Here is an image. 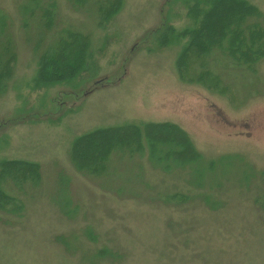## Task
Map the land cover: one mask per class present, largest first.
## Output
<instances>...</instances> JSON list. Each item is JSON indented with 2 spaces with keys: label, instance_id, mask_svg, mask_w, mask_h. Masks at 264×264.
Instances as JSON below:
<instances>
[{
  "label": "rangeland",
  "instance_id": "1",
  "mask_svg": "<svg viewBox=\"0 0 264 264\" xmlns=\"http://www.w3.org/2000/svg\"><path fill=\"white\" fill-rule=\"evenodd\" d=\"M57 1L51 20L49 0H0V170L19 172L0 176V192L20 202L0 206V264H264V57L245 65L214 49L206 74L208 57L179 44L185 0H116L108 23ZM68 31L86 35L95 64L40 82L38 50ZM162 122L187 133L196 163L148 127L103 168L75 165L87 132ZM28 160L40 169L26 181Z\"/></svg>",
  "mask_w": 264,
  "mask_h": 264
},
{
  "label": "trees",
  "instance_id": "2",
  "mask_svg": "<svg viewBox=\"0 0 264 264\" xmlns=\"http://www.w3.org/2000/svg\"><path fill=\"white\" fill-rule=\"evenodd\" d=\"M34 1L39 2V0ZM71 2L74 6H80L83 10H87L91 6L100 16V19L103 22L106 21V23L110 21L111 15L118 5L116 0H71ZM184 2L187 3H184L183 10L178 12V19L183 22L185 16V18L192 21H190L192 25L186 27L182 33L179 32V44L184 45L186 49L185 51L184 48L182 49L183 53L194 48L199 56L208 57L206 74H212L213 72L212 68L209 67H212L211 64L214 63L211 58L216 57L215 52H211L214 49L223 54L217 57L223 56L226 61L229 57L235 63L254 65L257 61L262 60L264 57V16H260L262 11L254 3V0H185ZM57 5V0H49L45 10L49 11L45 15H49L48 19L53 20L52 18L58 13ZM66 36L67 39L60 38L59 45L52 50H38V69L40 70L38 80L40 82L54 83L61 81V83H66L76 78L79 79L82 75L87 74L95 64L98 56L96 57V53L87 46L86 35L77 31H68ZM62 44L63 46L60 47ZM224 54H227V56ZM9 60L5 61L4 58L0 57V74L10 68ZM215 78H220V75ZM148 127L151 128L150 131H147L148 140H158L166 146L165 148L173 149L176 156L182 152L180 154L184 155L185 158V160L180 158L182 163L193 164L196 163L195 158L198 160L201 157L200 154L195 152L196 149L191 144L192 142L188 141L191 139L186 136L187 133L181 131L173 123L162 122L156 124V126H154V123H147L144 128L140 124L129 123L128 126L110 125L109 127L87 132L86 135L81 136L75 144L80 153L85 156L81 159L82 161H79L80 164L76 162L75 165L81 167L84 164L86 167L91 168L92 165L96 164L94 167L97 169L100 166L103 168V164H106L109 159L108 154L110 151L112 153L114 149H117L116 152L120 151L122 153L129 151L130 140L141 134L139 143L142 134ZM116 131L118 132L114 133ZM149 132L158 134L154 137ZM129 133L134 135L132 139L126 137ZM114 144L116 147H113ZM84 149L87 150L85 154H83ZM140 149L139 146L138 150L140 151ZM167 156L169 159L172 157L171 153H168ZM7 162H3L0 176L10 175L12 172H15V175L19 174L14 168L15 163H18V161ZM24 164L23 168L20 169V176L25 178L26 181L36 179L39 175V164L30 160L25 161ZM4 201L14 207L20 203L15 199H11L7 194L0 192V206ZM12 208H8L7 211L12 213L16 211L15 208Z\"/></svg>",
  "mask_w": 264,
  "mask_h": 264
}]
</instances>
